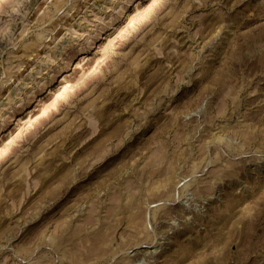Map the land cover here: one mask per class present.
Instances as JSON below:
<instances>
[{
	"label": "rangeland",
	"instance_id": "obj_1",
	"mask_svg": "<svg viewBox=\"0 0 264 264\" xmlns=\"http://www.w3.org/2000/svg\"><path fill=\"white\" fill-rule=\"evenodd\" d=\"M0 264H264V0H0Z\"/></svg>",
	"mask_w": 264,
	"mask_h": 264
}]
</instances>
